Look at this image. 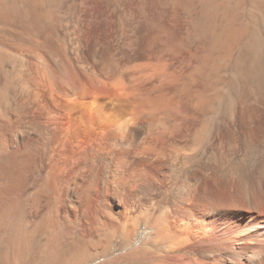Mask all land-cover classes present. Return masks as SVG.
Listing matches in <instances>:
<instances>
[{
    "label": "bare ground",
    "instance_id": "1",
    "mask_svg": "<svg viewBox=\"0 0 264 264\" xmlns=\"http://www.w3.org/2000/svg\"><path fill=\"white\" fill-rule=\"evenodd\" d=\"M259 1L0 0V264H264Z\"/></svg>",
    "mask_w": 264,
    "mask_h": 264
},
{
    "label": "rangeland",
    "instance_id": "2",
    "mask_svg": "<svg viewBox=\"0 0 264 264\" xmlns=\"http://www.w3.org/2000/svg\"><path fill=\"white\" fill-rule=\"evenodd\" d=\"M226 1V3L228 4V5H235V4H237V3H239V2H241L242 4H244L245 6H248V7H250V6H258V4L260 3V1L259 0H225ZM251 4V5H250ZM240 17H241V20L242 21H244V22H247L248 21V17H247V14L245 13V12H242V14L240 15ZM117 246V244H114L113 245V250H112V252L115 254V253H121L122 252V250H118V246ZM116 249V250H115ZM120 249V248H119ZM118 250V251H117Z\"/></svg>",
    "mask_w": 264,
    "mask_h": 264
}]
</instances>
